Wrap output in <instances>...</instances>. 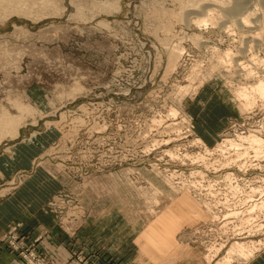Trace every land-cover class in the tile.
Here are the masks:
<instances>
[{
    "label": "rangeland",
    "instance_id": "obj_1",
    "mask_svg": "<svg viewBox=\"0 0 264 264\" xmlns=\"http://www.w3.org/2000/svg\"><path fill=\"white\" fill-rule=\"evenodd\" d=\"M0 2V110L36 108L0 141V200L131 230L142 264L264 259V0Z\"/></svg>",
    "mask_w": 264,
    "mask_h": 264
},
{
    "label": "crops",
    "instance_id": "obj_2",
    "mask_svg": "<svg viewBox=\"0 0 264 264\" xmlns=\"http://www.w3.org/2000/svg\"><path fill=\"white\" fill-rule=\"evenodd\" d=\"M27 187L24 185L0 200V234L10 224L21 223L22 234L30 241L38 238L37 249L48 264H142L136 234L131 230L123 238L117 228L98 227L99 224L94 227L86 223L76 235L64 231L45 210V200L26 196ZM262 262L264 264V259H258L255 264ZM0 264L27 263L2 246Z\"/></svg>",
    "mask_w": 264,
    "mask_h": 264
},
{
    "label": "bare ground",
    "instance_id": "obj_3",
    "mask_svg": "<svg viewBox=\"0 0 264 264\" xmlns=\"http://www.w3.org/2000/svg\"><path fill=\"white\" fill-rule=\"evenodd\" d=\"M6 1V0H5ZM22 1V0H21ZM153 1V0H152ZM187 1V0H186ZM204 0H188L189 4H192L191 6H198L199 3ZM223 3H228L229 0H222ZM9 2V1H7ZM14 2V1H13ZM12 2V4H13ZM16 2V1H15ZM100 2V1H99ZM103 2V1H102ZM143 2V1H142ZM231 2V1H230ZM252 2V1H251ZM1 3V2H0ZM11 3V2H10ZM158 3V1H157ZM182 3V2H181ZM235 3V2H234ZM3 4V3H2ZM144 4V3H143ZM156 4V3H154ZM236 7L237 2L235 3ZM10 5V4H9ZM94 5H96L97 7H103V8H107V9H111V7L113 6V8L118 9L119 6V2H114V3H110L109 1H107L106 3H94ZM1 7V6H0ZM7 7V6H6ZM20 7V6H18ZM17 7V8H18ZM189 7V6H188ZM192 7V8H193ZM2 8V7H1ZM157 8V7H156ZM213 8V7H212ZM4 9V8H3ZM15 9V8H14ZM7 10V9H6ZM13 10V9H12ZM17 10V9H15ZM158 10V9H157ZM188 10V9H187ZM5 11V9H4ZM198 11V10H197ZM210 11V10H209ZM208 11V12H209ZM14 12V10H13ZM82 12V11H81ZM207 12V13H208ZM79 13V12H78ZM8 14V13H7ZM110 14V13H109ZM186 14V13H185ZM7 16V15H6ZM182 16V15H181ZM208 16V14H207ZM206 15H203L200 21H205L207 18ZM5 19V18H4ZM2 21V20H1ZM179 34V33H178ZM261 87V86H260ZM264 88V85L262 86ZM258 89V88H257ZM14 106L18 109V114L15 115L13 113H11L7 108H2L0 110V141L2 140V138H4L5 136L11 135L13 137L18 136L19 134V129L20 127L23 125V123L25 122L26 118L28 117V115L30 116V114H33V112L35 111V109L29 105V104H24L23 102H20V100L18 102H15ZM37 112V110H36ZM32 116V115H31Z\"/></svg>",
    "mask_w": 264,
    "mask_h": 264
},
{
    "label": "built area",
    "instance_id": "obj_4",
    "mask_svg": "<svg viewBox=\"0 0 264 264\" xmlns=\"http://www.w3.org/2000/svg\"><path fill=\"white\" fill-rule=\"evenodd\" d=\"M7 246L20 255L27 264H48L40 255L36 241L29 243L20 233L19 225L13 226L6 233L0 234V248Z\"/></svg>",
    "mask_w": 264,
    "mask_h": 264
}]
</instances>
